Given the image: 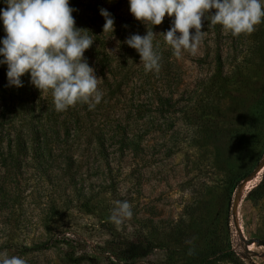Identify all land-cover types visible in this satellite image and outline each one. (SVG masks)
Returning <instances> with one entry per match:
<instances>
[{
	"label": "rangeland",
	"instance_id": "374dc122",
	"mask_svg": "<svg viewBox=\"0 0 264 264\" xmlns=\"http://www.w3.org/2000/svg\"><path fill=\"white\" fill-rule=\"evenodd\" d=\"M69 3L114 17V38L98 32L106 64H89L102 101L76 120L27 73L5 87L0 65V252L27 264H264V22L233 35L202 18L196 51L177 57L166 14L152 28L160 70L145 72L123 43L146 31L127 0ZM123 200L132 216L117 224ZM131 243L147 255L127 259Z\"/></svg>",
	"mask_w": 264,
	"mask_h": 264
},
{
	"label": "clouds",
	"instance_id": "9594fccd",
	"mask_svg": "<svg viewBox=\"0 0 264 264\" xmlns=\"http://www.w3.org/2000/svg\"><path fill=\"white\" fill-rule=\"evenodd\" d=\"M0 24L5 35L0 37V65L6 66L5 87L20 88L28 74L30 84L40 92L51 91L54 110L66 111L78 103L89 110L100 104L103 92L100 78L89 66L84 52L93 44L90 31L75 26L76 11L69 0H0ZM131 16L145 26V34L133 33L123 43L135 50L145 72H159L160 55L154 49L152 28L160 25L165 15L171 26L163 34L173 54L194 53L202 41V18L233 35L252 33L264 22V0H127ZM209 10H214L209 14ZM102 33L114 38V17L104 8ZM190 29L194 31L190 32ZM117 47L108 50L115 55ZM128 201H117L110 220L117 224L131 218ZM0 264H27L19 256L0 252Z\"/></svg>",
	"mask_w": 264,
	"mask_h": 264
},
{
	"label": "trees",
	"instance_id": "16d2710c",
	"mask_svg": "<svg viewBox=\"0 0 264 264\" xmlns=\"http://www.w3.org/2000/svg\"><path fill=\"white\" fill-rule=\"evenodd\" d=\"M0 7H6L5 4L0 2ZM100 9V8H99ZM75 19V26L78 28H84L88 29L90 31L89 35H94L93 36V44L84 52V57L87 58L88 64H90L91 59L93 60L94 63H99L102 67L103 65L106 64L107 57L105 56L103 52V47H104V42L102 40V37L99 36V30L102 29V17L99 15V11H97L95 14H89L86 15L84 13H77L75 14L74 12L72 13ZM158 25L153 26L154 28L157 27ZM93 31V33H92ZM5 35V33H4ZM103 64V65H102ZM222 80V79H220ZM225 83L227 80H223ZM222 83V81H221ZM219 91V90H217ZM216 91V93H217ZM79 107V108H78ZM84 104L78 103L71 108L72 110L75 111L76 115L75 118L76 120L79 119L78 111L83 109ZM256 107L258 108V103L256 102ZM74 120V118H72ZM206 120H208L207 117H205ZM75 121V120H74ZM32 136L37 139L38 135V130L36 128L31 129ZM38 140V139H37ZM15 147L18 149L19 152H23L28 150L29 146L25 142V140L22 138V134L19 132L17 133L16 139H15ZM38 145H39V141ZM0 143V148H1ZM41 149L38 147L36 148V156H46L44 152L40 151ZM260 155V154H258ZM1 156V155H0ZM246 176L242 177L245 178ZM260 185H258L256 188H259ZM26 249V248H23ZM148 248L146 246H142L141 244H136V243H131L129 246L124 250V254L126 255L127 259H134V258H143L147 255V250Z\"/></svg>",
	"mask_w": 264,
	"mask_h": 264
},
{
	"label": "water",
	"instance_id": "95a60500",
	"mask_svg": "<svg viewBox=\"0 0 264 264\" xmlns=\"http://www.w3.org/2000/svg\"><path fill=\"white\" fill-rule=\"evenodd\" d=\"M235 209H236V203L233 204V210H235Z\"/></svg>",
	"mask_w": 264,
	"mask_h": 264
}]
</instances>
